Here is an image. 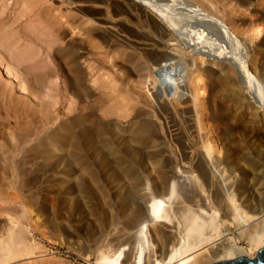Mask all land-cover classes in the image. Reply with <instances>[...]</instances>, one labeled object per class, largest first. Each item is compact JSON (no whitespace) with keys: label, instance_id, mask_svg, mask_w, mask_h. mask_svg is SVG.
Instances as JSON below:
<instances>
[{"label":"rangeland","instance_id":"1","mask_svg":"<svg viewBox=\"0 0 264 264\" xmlns=\"http://www.w3.org/2000/svg\"><path fill=\"white\" fill-rule=\"evenodd\" d=\"M263 129L264 0H0V241L22 232L26 251L11 264H98L101 252L123 264L132 208L145 217L142 196L162 183L175 224L193 204L218 224L185 259L212 264L218 234L253 254ZM145 224L144 252L161 260L152 229L173 223Z\"/></svg>","mask_w":264,"mask_h":264},{"label":"bare ground","instance_id":"2","mask_svg":"<svg viewBox=\"0 0 264 264\" xmlns=\"http://www.w3.org/2000/svg\"><path fill=\"white\" fill-rule=\"evenodd\" d=\"M191 7H192V5H191ZM197 8H199V7H196V9ZM193 10H194V8H193ZM106 30H107V28H106ZM261 34H262V31L260 28H257L253 31V35L255 36V38L259 37ZM200 91H202V90L198 89L196 94L193 95L192 100H190L191 103L193 102V104H194L197 102L198 97H200V95H201ZM194 105H196V104H194ZM242 108L243 109L246 108L244 103L241 106V109ZM255 114L254 115L252 114V116H250L248 121L245 123V126L247 128L254 127L257 124L258 120H257V116ZM263 131H264V129H263ZM209 160H210V157H209ZM213 164L210 163V166H209L210 170L212 169ZM212 173H214V172H212ZM258 176H259V178H258ZM254 177L255 178L257 177L259 179V181L263 180L262 175L255 174V175H253L252 178H254ZM213 181L215 184H217L218 186L223 188V192H222L223 193V200H224L223 204L227 210V213H230L233 211L234 212V214H233L234 219L233 220L238 221L239 215H238V213H236L237 211L235 209V206L232 203V199L230 198L231 195L229 196L230 191L233 189L232 188L233 187L232 180L230 178L225 177L221 171H217L216 174L213 175ZM254 183L255 182L253 179H249L247 182V187L255 190L256 186L254 185ZM168 191H169V188L166 185V183H162L161 185L156 187L155 193H153L151 196H149V197L144 196V195L142 196L141 201L143 202L142 204L144 205V208H145V217H143V218H141L140 214H139L140 213L139 210H141V209L137 208L135 210V207L132 208V209H134V211H132V214H134V218H135L133 220L134 221L133 227H135V228L137 227L139 229L137 230V232L133 231L134 233H132L131 231L134 228L133 229L131 228V231L126 233L127 236L123 240V242L118 243L119 246L120 245L121 246L128 245L131 247L126 258H125V262L123 264H165L166 263L165 260H166V258H169V256H170V258H169V261H167L168 263L174 262L175 264H200V261L198 262V260L196 258L192 257V258L185 259L184 257L188 256V254H191L192 252L196 251L197 249L202 248L203 245L211 243V241H213V239H214V235L219 232V228L217 226L218 224L216 225L213 223L211 216L206 218L207 216L205 217L203 215V211L200 210L198 205H194V204H193V206H196L197 207L196 209H195V207L193 208L191 205L185 206V208L182 207L184 209V211L186 212L184 219L175 224L173 221L174 219H172L170 216V213H169L170 209H167L165 207V201H166L165 197L168 195ZM126 198L130 202H131V200L133 202L135 200V189L132 190L131 192H129L127 194ZM134 202H136V201H134ZM229 217H230V215H229ZM159 221L161 223L168 221L169 223H173V225H166L165 224V225H159L158 227L157 226L153 227L152 232H153L154 241L156 243H158V248H159L158 252L161 253L159 256L161 258V260L156 259L157 262L156 261L154 262V261H152V256L150 254H147L144 252V244L145 245L147 244V238H146L145 231H146L148 225H146V224L143 225V224L149 223V222L150 223L159 222ZM208 229L215 232V234L209 236L207 234V232L209 231ZM9 231H10V229H9ZM262 233L261 234L256 233L251 238L252 247L254 246V248L256 249V251L253 254L252 253L249 254V252L245 251V249H243L242 247H238L237 245L230 243L231 241H229V240L226 241V239L223 238L225 236L222 237L221 235L218 234L216 239L214 240V242L216 241V244L218 242L217 245H219V246L216 248H213L214 250H212L210 252V254L212 253V256H214V258L216 257L215 260H213L212 264H216L219 262L232 261V260L239 259L242 257L246 258V260H254L258 251L260 249L264 248V234H262ZM10 234H11L9 236L10 240H8L9 242L1 243V241H0V243H1L0 244V264H11L10 261L20 257L22 253L26 252L25 249L24 250L20 249V245L22 244V240H23V236H24L23 233L18 232L16 234H13V233H10ZM219 241H221L220 242L221 244H219ZM214 242H212V244H214L213 247L216 246V244ZM137 245H139L140 251H139V249H137L138 248ZM207 247H208V245H207ZM155 254H157V253H155ZM110 256L101 252L98 256V262H99L98 264H120L121 254H119L117 256H115V254L114 255L112 254V256L111 257ZM46 257H48V255L43 256V258H46ZM56 263L59 264L61 262L59 260V262H56Z\"/></svg>","mask_w":264,"mask_h":264},{"label":"water","instance_id":"3","mask_svg":"<svg viewBox=\"0 0 264 264\" xmlns=\"http://www.w3.org/2000/svg\"><path fill=\"white\" fill-rule=\"evenodd\" d=\"M216 264H264V248L260 249L254 260H246L242 257L232 261L219 262Z\"/></svg>","mask_w":264,"mask_h":264}]
</instances>
